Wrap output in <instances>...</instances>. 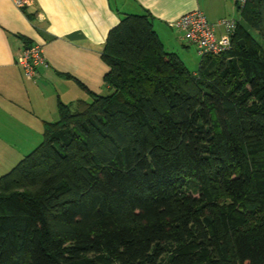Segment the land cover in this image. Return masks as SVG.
<instances>
[{"label":"trees","instance_id":"obj_1","mask_svg":"<svg viewBox=\"0 0 264 264\" xmlns=\"http://www.w3.org/2000/svg\"><path fill=\"white\" fill-rule=\"evenodd\" d=\"M237 22L193 72L149 10L123 14L101 52L114 92L67 73L93 100L59 101L0 177V264H264V0Z\"/></svg>","mask_w":264,"mask_h":264},{"label":"crops","instance_id":"obj_2","mask_svg":"<svg viewBox=\"0 0 264 264\" xmlns=\"http://www.w3.org/2000/svg\"><path fill=\"white\" fill-rule=\"evenodd\" d=\"M15 1L0 0V162L41 138L45 123L58 119L59 101L75 106L87 100L74 77L95 90L102 74L97 50L124 13L149 10L170 52L183 39L175 34V22L185 13L201 10L220 33L221 19H240L235 0H27L24 7ZM26 40L42 45L49 64L34 79L17 63Z\"/></svg>","mask_w":264,"mask_h":264},{"label":"built area","instance_id":"obj_3","mask_svg":"<svg viewBox=\"0 0 264 264\" xmlns=\"http://www.w3.org/2000/svg\"><path fill=\"white\" fill-rule=\"evenodd\" d=\"M238 9L242 10L248 0H235ZM19 7L28 4L27 0H16ZM235 18H224L218 23L222 32L217 30V26L209 22L205 14L199 10H193L182 15L175 26L182 30L184 38L195 45L201 56L206 54H220L229 50L232 46V35L237 28ZM17 63L21 66L27 79H34L42 66H48V62L43 54L42 45L33 42L24 45L17 56Z\"/></svg>","mask_w":264,"mask_h":264},{"label":"rangeland","instance_id":"obj_4","mask_svg":"<svg viewBox=\"0 0 264 264\" xmlns=\"http://www.w3.org/2000/svg\"><path fill=\"white\" fill-rule=\"evenodd\" d=\"M237 17L241 19V12L239 11L237 13ZM177 28V27H176ZM176 32L175 34L177 36L181 37V33L183 36V39L180 41L179 39V43L178 45L174 46L176 47L175 53L180 57V59L185 63V65L193 72L198 71L199 69V64H200V59H201V55L198 53V50L196 48L195 45L189 43L185 38H184V34L183 32L179 31V29H175ZM101 47H99V50H97L96 56L98 59V66H99V71L102 74L100 76V78L98 79L97 84H95V91L96 93L100 94V95H111L114 90L111 89L110 87L108 88V86L106 85L105 81H104V74L105 71L107 70V65L105 64L104 60L101 57V52H102ZM92 90V89H91ZM87 101H92L93 97L90 93H88V97L86 98ZM73 108H75V106H73ZM58 119H59V115H58ZM57 119V120H58ZM56 120V121H57ZM43 132H44V126L42 129V135L41 138H36V141L32 144V146H28V148L25 150V152L23 154H21L18 157H14L11 158V161H2L0 162V177L3 176L4 174L8 173L12 168H14L26 155H28L30 152H32L38 145H40V143L43 141Z\"/></svg>","mask_w":264,"mask_h":264},{"label":"water","instance_id":"obj_5","mask_svg":"<svg viewBox=\"0 0 264 264\" xmlns=\"http://www.w3.org/2000/svg\"><path fill=\"white\" fill-rule=\"evenodd\" d=\"M242 44H244V41H242Z\"/></svg>","mask_w":264,"mask_h":264}]
</instances>
